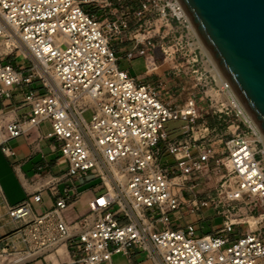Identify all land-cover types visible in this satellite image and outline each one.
<instances>
[{
    "label": "built area",
    "instance_id": "obj_1",
    "mask_svg": "<svg viewBox=\"0 0 264 264\" xmlns=\"http://www.w3.org/2000/svg\"><path fill=\"white\" fill-rule=\"evenodd\" d=\"M0 38L36 63L14 65L0 54V99L30 87L23 119L6 121L0 110V147L14 154L9 140L48 123L46 137L68 164L42 185L55 194L63 185L52 207L35 210L45 206L41 191L9 207L23 223L21 247H0V259L55 264L47 257L71 253L63 264H112L134 248L154 264H264L263 134L229 81L218 84L179 0H0ZM117 40L132 43L124 56L143 57L146 74L207 89L209 107L193 97L183 107L164 100L163 82L120 67ZM177 120L185 123L170 138L167 124ZM88 178L98 190L80 215L76 183ZM210 179L215 187L203 191ZM207 208L223 217L217 234L200 235L192 222L174 226L175 217Z\"/></svg>",
    "mask_w": 264,
    "mask_h": 264
},
{
    "label": "crops",
    "instance_id": "obj_2",
    "mask_svg": "<svg viewBox=\"0 0 264 264\" xmlns=\"http://www.w3.org/2000/svg\"><path fill=\"white\" fill-rule=\"evenodd\" d=\"M118 55H120L119 51ZM157 77L158 81L162 82L158 75ZM165 77L169 78L167 82L172 85L171 87L165 85V94L175 93L176 95L186 97L181 99L178 104H174V106L183 107L189 98L194 97L200 106L209 107V100L206 99V96L201 90L188 86L190 82L183 77ZM29 88L30 87L26 86L14 89L10 91L8 97L0 99V110L4 113L6 121L23 119L29 113L30 107L23 103L25 93L29 91ZM163 99L165 100L164 97ZM209 118L211 117L209 116ZM182 122L183 125L185 122ZM220 128L225 127L222 126ZM49 130L50 125L44 123L28 136L9 140L7 145L13 149L14 154L12 155L5 153L2 147H0V247L6 245L10 251L13 245L21 247L18 237L23 231V223L10 217L8 211L9 207L18 205L33 194L41 191L45 206L41 207L37 204L34 205L35 210L40 212L52 207L58 194L63 193V185L58 186L57 194L53 193L49 187L42 188V185L49 182L51 176H59L65 173L68 167L66 160L61 154L58 142L53 138L46 137ZM180 133L181 130H179L178 136ZM90 181L95 180L88 178L76 183L80 196L75 202V208L76 203L83 199L88 206V201L95 197L96 191L98 190L97 184L86 190L82 189V187ZM78 214L83 215L85 213L78 212ZM183 219L184 220L178 221L177 217H175L174 226H182L185 222H192L196 224L198 230H203L204 227H208V231L203 232L202 235H215L222 225L223 217L220 213L218 214L214 208H207L203 209L198 214ZM118 255L117 264H154L153 261L147 257L146 252L142 250L132 248L130 249V256L124 254ZM71 258V253H64L59 257L50 255L47 257V260L51 259L55 264H63L70 261ZM6 260H8L7 264H11L12 258L10 256H8ZM4 261L5 259H0V264H4ZM21 264L50 263L46 262L44 258L38 257L36 259L27 260ZM112 264H116V262L112 261Z\"/></svg>",
    "mask_w": 264,
    "mask_h": 264
},
{
    "label": "water",
    "instance_id": "obj_3",
    "mask_svg": "<svg viewBox=\"0 0 264 264\" xmlns=\"http://www.w3.org/2000/svg\"><path fill=\"white\" fill-rule=\"evenodd\" d=\"M264 136V0H179Z\"/></svg>",
    "mask_w": 264,
    "mask_h": 264
},
{
    "label": "rangeland",
    "instance_id": "obj_4",
    "mask_svg": "<svg viewBox=\"0 0 264 264\" xmlns=\"http://www.w3.org/2000/svg\"><path fill=\"white\" fill-rule=\"evenodd\" d=\"M8 42L9 41L6 38H0V54L2 55L3 59H5L6 61L13 62L14 65H20L22 62H24L25 64L30 65L31 67L35 68L36 63L33 61V59H31V57L27 54V51L23 47L21 49L20 48H14V46L9 48V47H7ZM114 43H115L116 49H118V51L120 52L119 64H120V67L122 69H127L131 73V75H133L135 77H139L142 80H146V81H149L151 83L158 82V77L156 74L148 75L145 73L146 67H145V60L143 57L134 59L132 61H129L127 58H125L124 55H125L126 51L132 47L131 42L121 43L117 40ZM11 49H13V51ZM22 50L25 53H23ZM207 63H208V61H207ZM208 65L210 66V71H211L212 66L209 63H208ZM159 79L162 80L164 85H168L169 87L172 86L167 82V79H169L168 77H162ZM188 82H190V84L188 86H192V83H191L192 81H188ZM172 83H173V81H172ZM200 90H202V92H204L207 89H200ZM161 95H162V97L165 98V100L172 103V105L178 104L181 101V99L186 98L185 96H179V95H176L175 93L174 94H172V93L165 94V90L161 91ZM208 104H210V102ZM84 118L86 121H90L92 119L91 110H87L84 113ZM182 123H183L182 121L177 120V121H171L167 124V131L170 134V138L178 136V133H179L180 127L182 126ZM258 147L260 149H263V145L259 144ZM259 157L263 158L262 154H259ZM162 160L166 163V165H173L174 164V158L171 155H169L167 152H164ZM96 184H97V181H90L89 183L85 184L84 187H82V189L86 190L92 186H95ZM215 185H216V179H210V180L205 182L203 191L212 190L215 187ZM76 211L80 212V213H87L89 211L87 203H85L84 199L76 203ZM243 230L244 229H242L241 226L238 227V231H243ZM206 231H208V227H204L203 230H198V233L200 235H202V233L206 232ZM118 257H119V255L116 254L112 258L113 261L116 262V264H117ZM7 263H8V260H5L4 264H7ZM259 264H261V263H259Z\"/></svg>",
    "mask_w": 264,
    "mask_h": 264
},
{
    "label": "bare ground",
    "instance_id": "obj_5",
    "mask_svg": "<svg viewBox=\"0 0 264 264\" xmlns=\"http://www.w3.org/2000/svg\"><path fill=\"white\" fill-rule=\"evenodd\" d=\"M199 43H200V46L202 47L203 54L207 57L208 63L212 66L211 72L217 78L219 85L222 86L224 81H225L224 74L222 73L221 69L219 68V66L215 62L214 58L212 57L211 53L209 52V50L207 49L206 45L204 44V42L202 41L201 38H200ZM260 140L263 142V145H264V136L263 135H261ZM17 261H19V260H17ZM16 262H12L11 264H15Z\"/></svg>",
    "mask_w": 264,
    "mask_h": 264
},
{
    "label": "trees",
    "instance_id": "obj_6",
    "mask_svg": "<svg viewBox=\"0 0 264 264\" xmlns=\"http://www.w3.org/2000/svg\"><path fill=\"white\" fill-rule=\"evenodd\" d=\"M217 124V119L216 118H211V125L216 126Z\"/></svg>",
    "mask_w": 264,
    "mask_h": 264
}]
</instances>
